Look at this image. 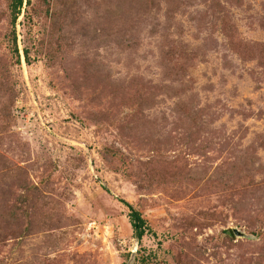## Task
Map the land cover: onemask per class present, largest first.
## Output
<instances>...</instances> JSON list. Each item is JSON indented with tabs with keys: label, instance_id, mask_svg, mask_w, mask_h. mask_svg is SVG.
<instances>
[{
	"label": "rangeland",
	"instance_id": "1",
	"mask_svg": "<svg viewBox=\"0 0 264 264\" xmlns=\"http://www.w3.org/2000/svg\"><path fill=\"white\" fill-rule=\"evenodd\" d=\"M11 23L0 0V264H264V0Z\"/></svg>",
	"mask_w": 264,
	"mask_h": 264
},
{
	"label": "trees",
	"instance_id": "2",
	"mask_svg": "<svg viewBox=\"0 0 264 264\" xmlns=\"http://www.w3.org/2000/svg\"><path fill=\"white\" fill-rule=\"evenodd\" d=\"M24 0H9V11L10 16L12 18V26L15 27L18 17L21 15V11L23 9ZM54 18L58 19L59 17L54 14ZM14 54L19 59V50L17 47V38L16 34H14ZM24 55L26 58L29 57V52L27 49L24 50ZM131 225L133 226L136 232V238L138 241H142V239L149 234L151 231L147 225V221L143 218L140 212L133 210L129 216ZM227 234H232V231H229ZM141 262L145 260L144 256L140 259Z\"/></svg>",
	"mask_w": 264,
	"mask_h": 264
},
{
	"label": "water",
	"instance_id": "3",
	"mask_svg": "<svg viewBox=\"0 0 264 264\" xmlns=\"http://www.w3.org/2000/svg\"><path fill=\"white\" fill-rule=\"evenodd\" d=\"M236 233H237L238 235H243V234H241L240 232H237V231H236Z\"/></svg>",
	"mask_w": 264,
	"mask_h": 264
}]
</instances>
